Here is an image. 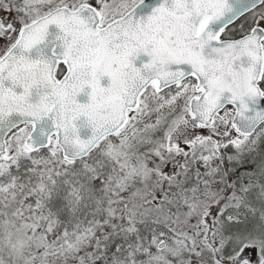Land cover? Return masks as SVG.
<instances>
[{
	"label": "snow or ice",
	"instance_id": "1",
	"mask_svg": "<svg viewBox=\"0 0 264 264\" xmlns=\"http://www.w3.org/2000/svg\"><path fill=\"white\" fill-rule=\"evenodd\" d=\"M0 264H264V0H0Z\"/></svg>",
	"mask_w": 264,
	"mask_h": 264
}]
</instances>
